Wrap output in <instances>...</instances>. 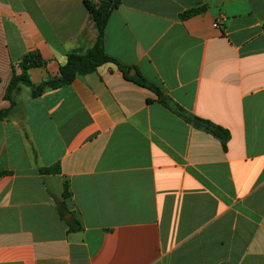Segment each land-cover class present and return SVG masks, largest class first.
I'll list each match as a JSON object with an SVG mask.
<instances>
[{"label": "crops", "instance_id": "obj_1", "mask_svg": "<svg viewBox=\"0 0 264 264\" xmlns=\"http://www.w3.org/2000/svg\"><path fill=\"white\" fill-rule=\"evenodd\" d=\"M86 1L0 0V108L24 54L40 81L92 46ZM104 33L226 144L113 61L22 85L0 121V264H264V0H121Z\"/></svg>", "mask_w": 264, "mask_h": 264}, {"label": "trees", "instance_id": "obj_2", "mask_svg": "<svg viewBox=\"0 0 264 264\" xmlns=\"http://www.w3.org/2000/svg\"><path fill=\"white\" fill-rule=\"evenodd\" d=\"M120 1L121 0H97L95 2L86 1L91 17L97 26L96 39L92 46H90L85 52H68L66 61L59 67L58 74L47 76L40 81H33L29 75V67L34 64L44 63V59L41 58L36 51H30L24 54L19 62L20 72L14 71L12 73L6 87L5 97L9 99L10 105L0 108V121L10 114V111L15 104L14 94L21 89L22 85H27L30 87L32 96H38L44 89L48 87H56L68 83L78 74L94 71L99 64L106 61H113L127 77L133 78L139 84L153 89L157 94L160 95L163 102L167 103L179 113L183 114L186 119L190 120L195 125L202 126L219 136L222 139L223 145H225L229 136L227 129L199 115L184 113L177 104L167 98L160 88L147 77H145L140 71H136L134 75L127 74L131 66L117 60L106 52L104 46L105 24L111 10L117 6ZM198 10L199 8H191L181 12L180 16L185 17ZM58 169V165L40 168L42 171H57ZM68 194L69 191L65 184L64 195L68 196Z\"/></svg>", "mask_w": 264, "mask_h": 264}, {"label": "water", "instance_id": "obj_3", "mask_svg": "<svg viewBox=\"0 0 264 264\" xmlns=\"http://www.w3.org/2000/svg\"><path fill=\"white\" fill-rule=\"evenodd\" d=\"M135 71H136V70H135V68H134V67H132L131 69H129V71H128V72H129V74H134V73H135Z\"/></svg>", "mask_w": 264, "mask_h": 264}, {"label": "built area", "instance_id": "obj_4", "mask_svg": "<svg viewBox=\"0 0 264 264\" xmlns=\"http://www.w3.org/2000/svg\"><path fill=\"white\" fill-rule=\"evenodd\" d=\"M214 25H218L217 21L213 22Z\"/></svg>", "mask_w": 264, "mask_h": 264}]
</instances>
